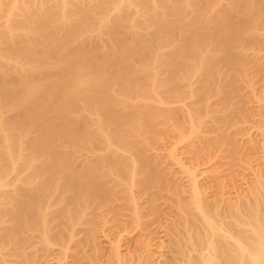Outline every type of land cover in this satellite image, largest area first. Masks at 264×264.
<instances>
[{"label": "bare ground", "instance_id": "bare-ground-1", "mask_svg": "<svg viewBox=\"0 0 264 264\" xmlns=\"http://www.w3.org/2000/svg\"><path fill=\"white\" fill-rule=\"evenodd\" d=\"M17 1L0 0V185L6 186L0 191V245L16 244L18 258L28 233L49 246L60 226H72L73 236L78 219L97 215L101 221L110 210L125 216V228L102 233L105 251H84L98 256L97 264L167 258V264H264V160L239 165L237 176L233 171L238 183L231 178L234 184L226 187L209 167L216 159L209 155L213 148L226 139L231 144V125L234 131H259L263 142L255 133L252 140L262 143L264 156V89L249 81L254 107H246L241 91L242 82L264 76V0H125L124 13L110 11L117 0L95 6L72 0L57 20V7L48 0L6 6ZM148 3L147 17L140 19L146 10L139 5ZM156 41L164 44L154 49ZM7 58L21 60L20 67ZM132 95L151 107L131 102ZM186 97L193 99L182 102ZM242 113L257 117L256 123L242 125L236 119ZM160 124L174 131L162 147L173 158L175 169L169 170L183 173L186 184L172 194L179 198L177 208L141 221L144 211H160V188L153 181L168 177L165 166L153 188L147 174L155 165L135 130L153 137ZM110 162L108 174L103 167ZM137 181L149 201L139 199ZM117 193L122 202L114 205ZM161 237L163 252L157 248Z\"/></svg>", "mask_w": 264, "mask_h": 264}, {"label": "rangeland", "instance_id": "rangeland-1", "mask_svg": "<svg viewBox=\"0 0 264 264\" xmlns=\"http://www.w3.org/2000/svg\"><path fill=\"white\" fill-rule=\"evenodd\" d=\"M29 0H19V1H17V2H11L10 3V5H6V6H8V7H11L12 5H21V4H25L26 2H28ZM49 1V3H51L52 5H54V6H56L57 7V10L55 11V14H54V17L52 18V19H59V17L61 16V14H63L62 12L64 11V10H67V9H69L70 8V5H71V1L72 0H48ZM116 1V0H115ZM96 2H98V0H86V3H87V5L88 6H95V3ZM126 5L128 6V4L125 2V0H117V4H116V6L113 8V9H111L110 11H112L113 13L115 12H119V11H122L123 13L125 12V8H127L126 7ZM148 5V6H147ZM147 5H139L140 7V10H146V11H144V14L142 15H139V18L140 19H144L145 17H147V9L149 8V6L151 5V4H147ZM145 6H147V7H145ZM111 12V13H112ZM113 13H112V15H113ZM143 13V12H142ZM7 16H9L8 14H4V17H7ZM136 17V15L134 14V15H131L130 17H129V19L130 20H133L134 18ZM144 17V18H143ZM128 19V20H129ZM3 22V20H2V18H0V23H2ZM9 37H7L6 38V40L8 39ZM5 40V39H4ZM158 44H164V43H162V42H160V41H156V43L153 45V48L155 49V48H158L159 47V45ZM173 52H175V50H171L170 52H169V50H168V52H167V54H172ZM170 54V55H171ZM174 54V53H173ZM169 55V56H170ZM263 62H264V59H261ZM8 63H10V64H12V65H14V67L16 68H18V67H20V63L22 62L21 60H15V59H8L7 58V60H6ZM163 67V66H162ZM159 68H161V66H159ZM247 81H248V83H247ZM249 81H251L250 83H255L256 84V86H255V88H263L264 89V76H262V77H259L258 79H257V77H254V78H251V80H246L245 82H242V84H244V85H242L241 86V91H242V94L244 95V97H245V99H246V97H248L247 99L248 100H251L252 99V97H251V95H252V93H249V95H248V92L247 91H249ZM258 82V83H257ZM246 83L248 84L247 85V87L246 88H244L245 86H246ZM197 84V83H196ZM261 85V86H260ZM157 87H159V86H157ZM150 88H152V86H150V87H148V89H150ZM257 88V89H258ZM244 89H246V90H244ZM247 92V93H246ZM249 92H251V91H249ZM251 94V95H250ZM117 96H119V95H117ZM250 96V97H249ZM142 97H138V96H133L132 95V97H131V102H135V103H138L137 101H139V105L141 104V107H145V109H147V108H150L151 107V103L149 102L148 103V101L147 100H145V99H141ZM253 98H255V96H254V94H253ZM193 98H190V99H188L187 97L184 99V100H182V102L184 101L185 103H187V102H189V101H191ZM246 101L247 103L245 104L246 105V107L247 106H251V107H254V106H256L257 105V102H253L252 100H254V99H252L251 100V102H253V103H251V102H249V101ZM143 101V103H141ZM249 103H251V104H249ZM254 104V105H253ZM157 113V114H156ZM246 114V115H245ZM154 115H159V112H155V114ZM240 116L238 117H236V119L237 120H239V121H244V122H242L241 124L242 125H244V126H248V125H252L254 122L256 123V121L255 120H257L254 116V118L253 117H251L249 114H247V113H242V114H239ZM244 115V116H243ZM247 116H249V117H247ZM242 117V118H241ZM247 118V119H246ZM250 118V119H249ZM235 119V120H236ZM243 119H245V120H243ZM254 120V121H253ZM235 122V121H234ZM251 122H252V124H251ZM250 123V124H249ZM254 123V124H255ZM233 125H236V124H233ZM160 126H161V128H160ZM160 126H158L159 128L156 130L157 131V133L155 134L154 132V135H152L155 139H153V137H151L150 136V132H145L146 131V129H144V128H141V127H138L137 128V130H135V133H136V138H137V140H140L142 143L144 142V144H145V146H146V148L148 149L146 152H148V155H150V157H151V160H149L148 162H150L149 164H151L153 167H154V165H155V167H154V170H147V171H149L148 172V176H149V178H153V175H154V178L151 180V179H149L150 181H151V184H152V186H153V183H152V181L153 180H155V177L158 175V173H162V172H164V170L165 169H163L165 166V168L167 169V170H165V174H166V177H168V178H166V180H160V179H158V176H157V179H158V183L157 182H155V181H153L155 184H157L158 186L156 187L157 189H159L158 190V197L160 198V199H157V203H159L158 204V213H154V212H151L150 214H148V212L146 213V211H144V215H143V217L141 218V221L142 220H144V219H147V218H152V217H158V216H161V214H163L162 216H166L165 215V213H167V211L169 210V211H173L175 208H177V206H175V205H173V204H175L176 202L175 201H178L179 200V198L176 196V195H172L175 191H176V186L177 185H180V184H182V185H185L186 183V181H185V179H184V174L183 173H181V172H178V171H176L175 172V170H173V169H175V165H173V164H171V163H173V158H172V156H171V154L169 153V151L167 150V151H165L166 149H164L163 150V147H162V142H166V141H169V139L172 137V133L174 134V131L172 130V128H171V126H169V125H163L162 126V124H160ZM232 126V125H231ZM231 126L230 127H228V128H230V129H232L233 130V126H232V128H231ZM162 127H164V128H162ZM235 128H237V126H235ZM160 129V130H159ZM229 129V131L231 132V130ZM253 129V132H249V131H247V130H242L241 129V131L240 130H233L234 132L232 133H228V135L229 134H232V136L230 135L229 137H230V140H231V144L229 143V140H227L226 139V142H225V140H222V141H224V145H223V142L222 141H220V142H222V143H219L218 145H216L215 147H219V148H221V150L219 151V148H213V150L210 152V156H213L214 157V159H215V161H214V163L212 164L213 166H210L209 165V167L211 168L212 167V169H214V174L215 175H217V176H219L220 178L218 179V181H221V183L223 184V182H224V185L223 186H227V185H229V186H231L232 184H234V182L236 181V183H238L237 182V170L239 171L242 167H240L239 168V165L240 166H243L242 164H249L250 162L252 163L251 165H256V164H260L263 160H264V156H263V152H261V150L260 149H262L261 148V145H262V143L260 142V141H262L263 142V139H262V135H259V131L257 132V133H255L254 132V129L255 128H252ZM252 129H250L251 131H252ZM159 130V131H158ZM165 130V131H164ZM169 130V131H168ZM170 130H171V132H170ZM228 130V129H227ZM256 130V129H255ZM247 131V132H246ZM239 132V133H238ZM244 132V133H243ZM250 134H249V133ZM138 133V134H137ZM170 133V134H169ZM246 133H248L249 135H248V137L249 136H252V134L253 133H255V135H254V137L256 138L257 136H258V138H256L257 140H260V141H255L256 143H255V145L253 144L254 142H253V140L255 139L253 136L251 137V143H249L248 142V140H246V138H247V135H246ZM145 134L147 135V136H145ZM149 134V135H148ZM161 134V135H160ZM182 135H184V133L182 132L181 133ZM244 134V135H243ZM256 134H257V136H256ZM170 135V136H169ZM227 135V136H228ZM235 135V136H234ZM241 135H243V136H241ZM148 136H149V138H148ZM173 136H175V135H173ZM239 136V137H238ZM260 136V137H259ZM159 137V138H158ZM176 137H178V136H176ZM227 138V137H226ZM240 138H242L241 140H240ZM142 139V140H141ZM225 139V138H224ZM244 139V141H242ZM248 139V138H247ZM262 139V140H261ZM158 140V141H157ZM166 140V141H165ZM149 141V142H148ZM240 141H242V142H240ZM152 144H151V143ZM154 142V143H153ZM244 142V143H243ZM148 143V144H147ZM228 143V144H227ZM235 143V144H234ZM243 143V144H242ZM245 143H247L246 145H245ZM261 143V144H260ZM157 144V145H156ZM234 144V145H233ZM253 146H252V145ZM257 144V145H256ZM242 145H245V146H242ZM247 145L248 146H250V147H247ZM222 146V147H221ZM226 148H225V147ZM251 146H252V148H251ZM154 147V148H153ZM247 147V148H246ZM256 147V148H255ZM259 147H260V149H259ZM233 148V149H232ZM133 149V150H132ZM130 148V150L128 149V151H127V154L128 155H130V156H132L133 155V153H134V148ZM157 149H159V150H157ZM215 149V150H214ZM229 149V150H228ZM151 150V151H150ZM156 150V151H155ZM222 150H223V153H222ZM219 151V152H218ZM232 151V152H231ZM239 151V152H238ZM263 151V150H262ZM152 152V153H151ZM166 152V153H165ZM216 154H215V153ZM224 152H226V153H224ZM229 152V153H228ZM231 152V153H230ZM234 152V153H233ZM131 153V154H130ZM157 153V154H156ZM162 153V154H161ZM256 153H257V155H256ZM230 154V155H229ZM240 154V155H239ZM156 155V156H155ZM228 157H227V156ZM156 158H155V157ZM164 156V157H163ZM240 156V157H239ZM261 156V157H260ZM224 157V158H223ZM225 157H227V158H225ZM231 157V158H230ZM254 157V158H253ZM154 158V159H153ZM253 160H252V159ZM261 158V161L260 160H258V159H260ZM232 159H233V161H232ZM249 159V160H248ZM219 160V161H218ZM153 161V162H152ZM152 162V163H151ZM168 162V163H167ZM243 162V163H242ZM249 162V163H248ZM255 162H257V163H255ZM112 162H110V164L109 163H107L104 167H103V170L106 172V173H108L109 174V172H111L112 170H113V163L111 164ZM157 163V164H156ZM163 163H165V164H163ZM224 163V164H223ZM236 163V164H235ZM109 164V165H108ZM162 164V165H161ZM168 164H171V165H168ZM228 164V165H227ZM232 164V165H231ZM151 165H148L147 164V167L148 168H150V166ZM161 165V166H160ZM151 166V167H152ZM168 166V167H167ZM171 166V167H170ZM205 166H207V165H205ZM215 166V167H214ZM169 167H170V169L171 168H173L172 170H173V172H174V174H172V173H170V172H168V171H172V170H169ZM147 169V168H146ZM159 169V170H158ZM163 171H162V170ZM225 169V170H224ZM156 170V171H155ZM219 170V171H218ZM222 170H224V171H222ZM230 170H231V174H230ZM146 171V172H147ZM160 171V172H159ZM218 171V173L216 174V172ZM236 171V176H235V173L234 172ZM170 173L169 175H167V173ZM178 172V173H177ZM220 172V173H219ZM160 173V174H161ZM177 173V174H176ZM151 174V175H150ZM155 174H157L156 176H155ZM176 174V175H175ZM183 175V176H182ZM171 176H173L174 177V179L173 178H170ZM178 177V180H177V177ZM179 176H181V177H179ZM227 177V178H226ZM159 178H160V176H159ZM181 178L183 179V180H181ZM231 178H233L234 179V182H232L233 180L231 179ZM156 179V180H157ZM236 179V180H235ZM168 180H170L169 182H168ZM223 180V181H222ZM171 181H173V183H171ZM177 182V181H179V182H177V183H175V182ZM227 181V182H226ZM231 182L230 184H228V182ZM126 181L125 180H123V184H117L116 186L119 188V189H121V188H124V183H125ZM113 182L111 181L110 182V184H112ZM121 183H122V181H121ZM136 183H138L137 185H136ZM161 184V186H160V184ZM185 183V184H184ZM227 185H226V184ZM23 184V183H22ZM127 184V183H126ZM126 184H125V186H126ZM168 186H167V185ZM176 184V185H175ZM24 185V184H23ZM119 185V186H118ZM122 185V186H121ZM139 185H141V183L140 182H135V187H134V189L136 190V192H138V196H139V194L141 195L140 196V200H144L147 196L150 198V195L148 194V192L147 191H145V190H143L142 189V187H144L143 185H141V186H139ZM164 185V186H163ZM174 185V186H173ZM115 186V189L118 191V188ZM163 186V187H162ZM6 187V186H5ZM3 185H0V191H2V190H4V188H5ZM159 187V188H158ZM168 187V188H167ZM152 188V187H151ZM153 188H154V186H153ZM155 188V189H156ZM145 189V188H144ZM156 189V190H157ZM167 189V190H166ZM143 190V191H142ZM153 190V189H152ZM172 193H171V192ZM143 192V193H142ZM170 192V193H169ZM118 194V193H117ZM169 194V195H168ZM120 194H118V195H116L115 194V196L113 197V199H112V201H113V204L115 205L116 203H121L122 202V199L120 198V196H119ZM145 195V196H144ZM117 196V198H115ZM145 198H144V197ZM172 196V197H171ZM174 196V197H173ZM157 197V196H156ZM157 197V198H158ZM176 199V200H175ZM147 201H149V199L147 198V199H145L144 200V202H147ZM168 201V202H167ZM169 201H171V202H169ZM58 203H60V202H58ZM62 203V202H61ZM57 204V207H58V210L59 209H61L62 208V204ZM171 203V204H170ZM148 204V203H147ZM150 204V203H149ZM169 205V206H168ZM171 205H172V207H171ZM56 206V204H54V207ZM168 206V207H167ZM173 206H175V208L173 207ZM56 207V208H57ZM61 207V208H60ZM161 207V208H160ZM55 208V209H56ZM93 208V207H92ZM163 208V209H162ZM149 209V208H148ZM162 209V210H161ZM130 210H131V207H130ZM124 211H126L127 212V210H124ZM124 211H121L122 213L124 212ZM163 211V212H162ZM168 211V212H169ZM160 212H161V214H160ZM105 213V214H104ZM112 213H114V212H112V211H108V210H106V211H104L103 212V217H104V219L102 218V223L100 224V218L98 217L97 218V215L95 216V217H92L91 219H88L87 218V220H86V218H81V219H78V220H81V221H76V222H78L77 223V225L74 227V228H76V229H74V232H73V236L72 235H70L72 232H70V229H72L71 227L72 226H67V228L65 227V226H60V227H62V228H58V229H60V230H58L57 231V237H54L53 236V238H52V240L51 239H49V237H48V239L49 240H51L50 241V243L48 244L49 246H47V244L46 245H44L45 243H48V242H46L45 241V243H44V241L42 242V247L46 250H44L42 247H41V245H40V243L41 242H37V237H36V239H34L35 237L33 236L32 238H31V236L32 235H30L29 233L27 234L28 235V237L30 236V240L28 239L27 241H26V245H22V247H20L19 248V255H21V256H17L18 258H16V256L14 255L15 253L13 252V250L15 251V247H17V245L15 246V245H13L14 243L13 242H7V243H5V242H2V243H5V244H3V247L1 246L2 244H1V242H0V250L4 253V250H5V254L6 255H3V257H2V255L0 256V264H10V263H12V262H14V263H12V264H15V263H17V264H38V263H40V264H97L99 261H98V259L99 258H97L96 256H94L93 258H95V260H93V258H91L92 256H87L88 254H89V251H90V253L92 252V250H93V247H98V249H100L101 251L103 250V251H105V248H106V243H105V238H104V236H103V234L102 233H104V231L106 232H108L109 230V232L111 233V231L112 232H114L116 229L117 230H119V228L120 229H123V227L125 228V225H124V223H122L123 222V220H121L120 218H124L122 215H120V214H117L116 212L114 213V214H112ZM154 213V214H153ZM146 214V215H145ZM148 215V216H147ZM153 215V216H152ZM107 216V217H106ZM112 216V217H111ZM120 216H122V217H120ZM119 219H118V218ZM106 218V219H105ZM113 219V220H112ZM109 220V221H108ZM112 220V221H111ZM119 220H121L120 222H119ZM12 221H14V220H12ZM64 221H65V219H64ZM99 221V222H98ZM108 221V223H105V222H107ZM118 221V222H117ZM13 222H8L7 224H9V225H11ZM85 223V224H84ZM111 223V224H110ZM118 223V224H117ZM81 224V225H80ZM82 224H83V226H82ZM109 224V225H108ZM128 224V223H127ZM101 225V226H100ZM106 225V226H105ZM124 225V226H123ZM103 226V227H102ZM112 228H111V227ZM120 226V227H119ZM131 226H132V223H130L129 225H126V228L128 227V229L127 230H130L131 229ZM114 227V228H113ZM61 229H63V230H61ZM65 229H67V230H65ZM107 229V230H106ZM66 231H68L69 232V234H68V232L66 233ZM78 231V232H77ZM76 232V233H75ZM80 235H79V234ZM66 235V236H65ZM92 235V236H91ZM48 236H52V235H48ZM68 236V237H67ZM103 236V237H102ZM71 237H73V238H71ZM63 238H64V240H63ZM80 238V239H79ZM34 239V240H33ZM100 239V240H99ZM160 239H162L163 240V242H162V240H160ZM159 239V241H161V242H159L160 244H157L158 246H157V248H158V250H160V252H163L164 251V244H165V242H166V239L165 238H160ZM165 239V240H164ZM67 240V241H66ZM77 240V241H76ZM65 241V242H64ZM75 241V242H74ZM54 242V243H53ZM55 242L58 244H56L55 245ZM64 242V243H63ZM104 242V245H100V243H103ZM25 243V242H24ZM23 243V244H24ZM29 243V244H28ZM37 243V244H36ZM44 243V244H43ZM63 244V245H62ZM66 244V245H65ZM68 244V245H67ZM76 244V245H75ZM98 244V245H97ZM30 245V246H29ZM61 245V246H60ZM12 246V247H11ZM26 246V247H25ZM28 246V247H27ZM34 246V247H33ZM47 248H46V247ZM60 246V247H59ZM101 246V247H100ZM103 246V247H102ZM12 248V249H10V248ZM49 247V248H48ZM53 247V248H52ZM59 247V248H58ZM62 247V248H61ZM65 247V248H64ZM73 247H74V249H73ZM26 248V249H25ZM37 248V249H36ZM42 248V249H41ZM52 248V249H51ZM68 248V249H67ZM162 248V249H161ZM6 249H8V250H6ZM35 249V250H34ZM48 249V250H47ZM55 249V250H54ZM33 250V251H32ZM43 250V251H42ZM49 250H50V252H49ZM53 250H54V252H53ZM57 250H58V252H57ZM59 250H61L60 252H59ZM67 250V251H66ZM88 250V251H87ZM162 250V251H161ZM7 251V252H6ZM74 251V252H73ZM86 253H88V254H86ZM9 252V253H8ZM11 252V253H10ZM45 252H48V253H45ZM78 254H77V253ZM83 252V253H82ZM12 253H13V256H15V257H13L12 256ZM42 253V254H41ZM44 253V254H43ZM49 253L51 254V255H49ZM54 253V254H53ZM7 255H9L10 257H11V259H10V257L9 256H7ZM22 255H23V257H22ZM43 255V256H42ZM63 255V256H62ZM65 255V256H64ZM86 255V256H85ZM26 258H25V257ZM57 256H59V257H57ZM60 256H61V258H60ZM7 257H9V258H7ZM48 257V258H47ZM70 257V258H69ZM7 258V259H6ZM22 258H24V259H22ZM46 258L48 259L47 261H48V263H45V261H46ZM67 259V260H66ZM10 260V261H9ZM12 260V261H11ZM45 260V261H44ZM167 260H169L168 258H167ZM167 260H164L165 262L167 261ZM22 261V262H21ZM43 261V262H42ZM9 262V263H8ZM53 262V263H52ZM76 262V263H75ZM96 262V263H95ZM164 262V263H165ZM163 263V261H161L160 263L159 262H157V263H155V264H164ZM136 264H137V262H136ZM165 264H167V262L165 263Z\"/></svg>", "mask_w": 264, "mask_h": 264}]
</instances>
